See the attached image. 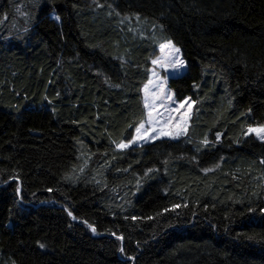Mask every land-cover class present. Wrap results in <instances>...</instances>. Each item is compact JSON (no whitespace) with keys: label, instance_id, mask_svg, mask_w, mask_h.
<instances>
[{"label":"trees","instance_id":"16d2710c","mask_svg":"<svg viewBox=\"0 0 264 264\" xmlns=\"http://www.w3.org/2000/svg\"><path fill=\"white\" fill-rule=\"evenodd\" d=\"M168 40L187 132L117 148ZM259 125L264 0H0V264H264Z\"/></svg>","mask_w":264,"mask_h":264},{"label":"snow or ice","instance_id":"6c2138e0","mask_svg":"<svg viewBox=\"0 0 264 264\" xmlns=\"http://www.w3.org/2000/svg\"><path fill=\"white\" fill-rule=\"evenodd\" d=\"M159 47L161 52H166V55L164 57H161L160 59H154L152 61L154 65H159L160 67H163L166 70L167 69L175 70L184 67L183 59H180L178 55H176L180 52V49L175 47L171 40H168L166 43H161ZM153 76H157V73L155 71H153ZM157 78L160 80V83L157 84L156 87L160 89V92L153 95L152 97L153 102L151 105L148 100V86L146 85L144 89L145 108H149L151 106L153 111L155 110V101L160 100L162 98L160 93H163L165 91L164 85L167 79V77H158V76ZM152 83L153 81L150 80L149 84ZM167 99L171 100L172 97L167 96ZM194 103L195 102L192 101L191 98H186L185 101L179 105V108H184L185 106H187L188 109H191ZM179 108L176 109L177 112L179 111ZM153 111L148 112V122L153 125L160 123L161 126L160 127L154 126L146 130L144 127V123L141 122L138 126H136L135 129L136 135L133 137V139L128 140L127 143L121 141L119 144L116 145L117 148L120 149L127 148L130 144L134 143L137 140L148 139V138L155 139L156 136L149 137L148 135L149 131L152 133H157L159 136H170L172 138H177L181 135L186 134L188 128V119H189L188 112H185L183 115L180 116L179 122L174 123L173 122L175 119L174 117H169L167 120L161 119L160 121H157V119L153 116ZM157 116H160V114L157 113ZM249 133H255L260 140L264 141V125H259L258 127L248 126L247 132L244 134L248 135ZM217 138L219 139V134H217ZM202 143L207 145L208 144L207 138H205V140L202 141ZM261 163H264V161H261ZM49 191H51V189H49ZM174 207H179V205H175ZM249 211H253V210L249 209ZM261 212H264V208L261 209ZM68 215L72 216V212H68ZM73 219H75V217H73ZM133 219H135V217H133ZM88 227L91 228L93 232L96 231L95 228L92 227V225L89 224ZM117 239H122V237H117ZM39 246L40 248L45 247L44 244H40Z\"/></svg>","mask_w":264,"mask_h":264},{"label":"rangeland","instance_id":"374dc122","mask_svg":"<svg viewBox=\"0 0 264 264\" xmlns=\"http://www.w3.org/2000/svg\"><path fill=\"white\" fill-rule=\"evenodd\" d=\"M164 43H166V42H164ZM159 46L157 48V54L154 57V59H160L161 57H164L166 55V52H161ZM176 55H178V57L180 59H183L180 52L178 54H176ZM183 61H184V59H183ZM185 70H186V62L185 61H184V67L179 68V69H175V70H173V69H167L166 70L165 68L160 67L159 65H154L151 62L149 80L144 85V87L142 89L144 107H145V91H144L145 86L146 85L148 86V100H149V103L151 105L152 102H153L152 101L153 95L160 92V89L156 87V85L160 83V80L157 78V76L158 77H167V79H166L165 85H164L165 91L163 93H160L162 98L160 100L155 101V110L153 111L151 106L149 108H145L146 117H145V121L143 123H144V127H145L146 130L150 129V128L154 127V126L155 127H160L161 126L160 123H157V124L153 125V124H150L148 122V112L149 111H153V116L157 119V121H160L161 119L167 120L169 117H174L175 119H174L173 122L176 123V122H179L180 116L183 115L185 112H188L189 119H190L193 106H192L191 109H188L187 106H185L184 108H179V105L181 103H183L185 101V99L188 98V97H185V98L179 100V99H177L174 96L173 92L168 87V80L171 79V78L180 77L181 75H183ZM153 71H155L157 73V76H153ZM150 80L153 81L152 84H149ZM167 96H171L172 99L171 100L167 99ZM178 108H179V111L177 112L176 109H178ZM157 113H159L160 116H157ZM189 119H188V124H189ZM135 135H136V131L134 132V136ZM148 135H149V137L156 136V138L155 139L148 138V139L137 140L134 143L130 144L129 146H139V145L146 144V143H151V142H154V141H157V140H160V139L178 140L182 136H184V135H181V136H179L177 138H172L170 136H159L157 133H152L150 131H149ZM249 135L253 136L257 140H260L256 136L255 133H249L247 136H249Z\"/></svg>","mask_w":264,"mask_h":264}]
</instances>
